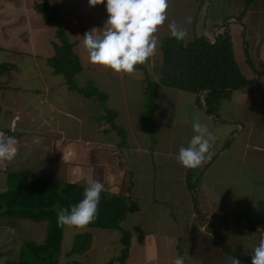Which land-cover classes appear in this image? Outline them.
<instances>
[{"label": "crops", "instance_id": "obj_1", "mask_svg": "<svg viewBox=\"0 0 264 264\" xmlns=\"http://www.w3.org/2000/svg\"><path fill=\"white\" fill-rule=\"evenodd\" d=\"M38 1L0 0V132L14 136L18 149L14 160L0 163V193L20 191L33 178L62 189L99 180L107 199L136 207L121 222L130 235L127 264H174L178 256L184 264H252L264 238V60L258 56L254 67L261 75L253 68L247 77L240 67L255 81L224 100L217 116L208 114L200 95L162 86L161 69L173 20L186 30V42L202 36L213 42L228 26L234 50L237 38L249 49L241 39L248 33L257 51L264 49L255 32L264 20L257 0H244L231 13L225 0H169L156 55L131 75L91 64L83 47V35L108 19L106 0L95 7L88 0H51L55 22L44 20ZM59 29L82 65L73 86L50 64ZM197 119L215 140L211 159L188 169L176 157ZM65 191L56 195L72 194ZM66 228L59 264H109L121 255L122 233L92 226L75 234L92 236L86 253L72 255L73 247L64 254ZM42 240L35 231L18 235L0 227V264L40 259L37 249L18 251Z\"/></svg>", "mask_w": 264, "mask_h": 264}, {"label": "trees", "instance_id": "obj_2", "mask_svg": "<svg viewBox=\"0 0 264 264\" xmlns=\"http://www.w3.org/2000/svg\"><path fill=\"white\" fill-rule=\"evenodd\" d=\"M35 8L45 21H56L51 0H39ZM56 37L59 41L54 44L55 55L50 59L51 67L55 74L66 76L73 86L74 77L82 71V65L74 52V45L68 41L62 29L57 31ZM162 55L161 85L196 95L204 92L206 110L213 116L218 115L222 102L235 90L246 88L255 81L248 79L240 69L228 26H224L215 42L203 36L195 37L191 42L169 36L162 43ZM254 71L258 75L263 73L255 68ZM92 93L98 94L96 90ZM154 93L156 90L151 93L150 101ZM58 184L47 178H33L20 191L0 193V227H12L18 235L35 231L43 237L42 243H26L18 251L22 254L24 250L37 249L43 254L40 259L28 260L21 256L9 264H59L64 227L57 225V210L67 207V204L70 207L78 203L83 198L84 188L65 184L62 189ZM62 190L71 191L72 194L56 195ZM134 211L136 207H127L124 199L115 197L109 200L101 193L97 219L88 226L122 233L121 255L116 262L109 264H127L130 235L121 227V222L129 212ZM27 222L31 224L29 228L25 226ZM91 242L90 234L76 236L71 254L83 255L90 248ZM70 264L82 263L73 261Z\"/></svg>", "mask_w": 264, "mask_h": 264}, {"label": "clouds", "instance_id": "obj_3", "mask_svg": "<svg viewBox=\"0 0 264 264\" xmlns=\"http://www.w3.org/2000/svg\"><path fill=\"white\" fill-rule=\"evenodd\" d=\"M89 6L105 4V0H88ZM108 19L103 29L92 28L83 35V47L93 65L106 67L117 74L131 75L156 55L160 41L158 31L168 21L169 0H106ZM168 29L175 39L184 40L186 30L173 20ZM193 136L187 146H181L176 157L184 168L196 169L211 159L214 135L197 119ZM14 136L0 132V163L11 162L17 155ZM105 186L99 180H89L83 198L70 207L57 210L58 227L84 229L98 216L101 193ZM174 264H184L176 257ZM233 264H240L238 259ZM252 264H264V238L252 252Z\"/></svg>", "mask_w": 264, "mask_h": 264}, {"label": "rangeland", "instance_id": "obj_4", "mask_svg": "<svg viewBox=\"0 0 264 264\" xmlns=\"http://www.w3.org/2000/svg\"><path fill=\"white\" fill-rule=\"evenodd\" d=\"M226 1V6L225 8H227L230 13L232 11H234L236 9V6L239 4H242V2L244 0H225ZM257 5H256V11H259L260 9H264V0H257ZM264 20L260 21L259 26L260 28H256L255 32L256 35H258V39H263L264 37V26H263ZM258 26V27H259ZM242 41L246 40L247 41V45L249 47L248 50L243 49V46L241 45V40L239 38L236 39L237 44H236V56L238 59V62L240 64V67L243 71V73L247 76V77H252L254 75L253 72V68L256 67L258 65V56H260V59L264 60V49H262L261 51H257L256 47L254 44H251L250 42V37H249V33L242 35L241 37ZM77 233V229L76 228H66V233H65V240H64V245H63V253H67L69 252L75 244V234ZM114 234H118V231H113L112 233ZM114 251L113 247H110V252L111 254H113L112 252ZM120 257V255H119ZM113 262H116V259L112 260ZM117 264V263H115Z\"/></svg>", "mask_w": 264, "mask_h": 264}, {"label": "water", "instance_id": "obj_5", "mask_svg": "<svg viewBox=\"0 0 264 264\" xmlns=\"http://www.w3.org/2000/svg\"><path fill=\"white\" fill-rule=\"evenodd\" d=\"M215 42V41H214ZM203 94H204V92H202L201 94H200V97L201 98H203ZM229 217H231L229 214H227Z\"/></svg>", "mask_w": 264, "mask_h": 264}]
</instances>
